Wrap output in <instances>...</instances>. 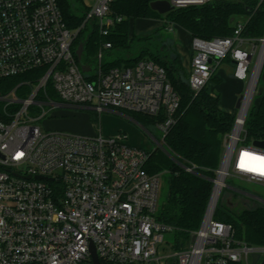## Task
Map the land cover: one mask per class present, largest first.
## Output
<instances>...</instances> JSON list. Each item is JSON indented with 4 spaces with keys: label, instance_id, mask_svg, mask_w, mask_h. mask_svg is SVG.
<instances>
[{
    "label": "built area",
    "instance_id": "built-area-1",
    "mask_svg": "<svg viewBox=\"0 0 264 264\" xmlns=\"http://www.w3.org/2000/svg\"><path fill=\"white\" fill-rule=\"evenodd\" d=\"M114 1L96 0L86 17V23L98 22L104 37L123 20L110 16ZM243 30L239 25L232 37L212 42L192 40L189 84L195 96L228 55L235 80L248 85L234 127L223 139L204 221L184 248L166 254L159 247L171 229L156 219L162 178L147 171L155 148L132 145L123 133L43 132L35 125L47 117L46 107L99 116L141 114L160 119L161 140L151 138L163 148L180 108L166 70L141 61L105 71L104 53L112 50L105 43L96 70L85 73L76 54L77 32L68 28L58 0H0V80L44 71L34 83H24L31 88L27 97L17 89L0 96V264H94L93 248L100 264H253L255 254L257 264H264V247L238 241L231 225L214 219L228 178L264 185V175L248 170L264 167V160L254 159L264 158V150L246 138L258 89L252 88L247 101L258 48L245 47L250 41L242 37ZM51 89L58 99L51 97ZM31 111L41 115L33 118ZM180 166L198 174L194 165Z\"/></svg>",
    "mask_w": 264,
    "mask_h": 264
},
{
    "label": "trees",
    "instance_id": "trees-1",
    "mask_svg": "<svg viewBox=\"0 0 264 264\" xmlns=\"http://www.w3.org/2000/svg\"><path fill=\"white\" fill-rule=\"evenodd\" d=\"M158 1L166 0H115L110 16L123 20L106 37L101 35L98 22L86 23L89 9L83 6L82 0H58V3L68 28L77 32L76 46L84 45L85 64L98 56L105 43H111V51L125 52L126 57L104 62L105 71L152 61L166 70L168 81L180 98L176 124L164 139L163 148L156 147L151 153L147 165L151 175L166 177V197L159 204L156 219L171 229L173 245L179 250L190 242L192 233L199 230L204 221L213 195L211 180L216 177L224 154L223 139L232 131L236 117L221 109V96H213L208 85L194 95L189 74L184 70L177 50L172 52L156 40V36L160 34L159 30L177 27L191 40L212 42L232 37L236 28L243 25L242 37L257 44L264 39V0H209L201 5L175 8L165 15L152 9V3ZM138 21H163L164 28L149 36H132V27ZM87 30L90 34L85 37ZM153 40L158 43L152 51L148 46ZM227 59L233 62L231 55ZM43 72L0 80V96L17 89L20 97H27L31 88L24 83H34ZM49 92L53 99H58L52 89ZM257 97V104L252 105L246 122L247 143L252 145L264 141V88ZM129 115L145 127L157 125L160 120L141 114ZM181 164L196 166L198 174L186 173ZM241 205L237 211L232 202H227L223 208L217 207L214 219L231 225L238 241L252 247H264V205L258 202L251 205L247 200Z\"/></svg>",
    "mask_w": 264,
    "mask_h": 264
},
{
    "label": "rangeland",
    "instance_id": "rangeland-1",
    "mask_svg": "<svg viewBox=\"0 0 264 264\" xmlns=\"http://www.w3.org/2000/svg\"><path fill=\"white\" fill-rule=\"evenodd\" d=\"M262 1V0H260ZM80 7V4H77ZM163 25V26H162ZM164 28L163 21H138L133 25V34L132 36L136 37H145L152 35L154 32ZM160 34L156 36V40L159 41L165 47L169 48L172 52L176 53L177 45H184L187 48L191 49V53H194L192 49V40L190 39L189 43L187 42L186 35L177 27H171L164 30H159ZM90 34V30H87L84 34L87 37ZM248 40L247 38H245ZM247 46L248 50H251L253 46H257V54L254 56L251 66V72L256 69L258 60L260 59L261 50H262V40L257 44L249 40ZM157 41H152L151 45L148 47L153 51L157 45ZM251 43V44H250ZM79 48V47H78ZM126 54L122 51H109L104 53V62L109 63L113 62L119 58H125ZM83 64L86 63V58L82 60ZM90 66L93 73L98 65L97 58H91ZM185 64V63H184ZM188 75V73H187ZM214 78L208 84V91L213 95L221 96L220 107L223 111L232 114L235 117L239 116L240 110L237 109L238 98L246 94V88L248 82L239 83L234 81L233 65L229 59L222 62V65L217 69L216 73L213 76ZM264 88V67L260 76L258 89L256 92L255 99L253 101V106L257 104L258 93L261 89ZM238 93L237 100H233V95ZM46 112L48 115L45 119L38 120L35 122V125L40 127L43 132L50 131H60L64 133H73L78 135H92L93 129L95 127L96 131L99 133L100 129L103 130L104 135H110V130L119 131L120 133L126 134L128 136L129 143H134L140 145L143 148L148 149L150 146L156 148L157 145L152 141L151 136L161 140V135L156 128V125H149L147 127L137 123L131 117L129 113L121 112L117 113H105L102 116H99L94 113H90L84 110L71 109V108H53L46 107ZM41 114L31 111V117L38 118ZM129 115V116H128ZM133 129H129V128ZM110 132L109 134H106ZM126 131V132H125ZM111 136V135H110ZM133 145V144H132ZM158 148V147H157ZM166 177H162L161 186H160V198L159 204L161 205L166 197ZM227 186L221 196L218 207L223 208L227 202H232L235 204L234 210H240L242 208L241 202L247 200L254 205L257 201L254 197L264 200V185L254 182H248L242 178L230 177L227 180ZM249 196H248V195ZM264 205V204H263ZM165 245L159 247L160 251L166 254H172L176 248L172 249L174 236L172 234L165 235ZM171 246H170V245Z\"/></svg>",
    "mask_w": 264,
    "mask_h": 264
},
{
    "label": "water",
    "instance_id": "water-1",
    "mask_svg": "<svg viewBox=\"0 0 264 264\" xmlns=\"http://www.w3.org/2000/svg\"><path fill=\"white\" fill-rule=\"evenodd\" d=\"M173 1L174 2H178L181 5L188 6V5H201V4H204L206 1H209V0H173ZM173 1L172 0H169V1L166 0V1L154 2V3H152L151 7H152V9L154 11L158 12L159 14L165 15V14L173 11L176 8V5L174 4ZM263 49H264V39L262 40V50H261V52L263 51ZM84 52H85V48H84V45L82 44V45L79 46V48L77 50V53H76L80 62H82V59H83V56H84ZM258 62H259V60H258ZM81 67H82V70L85 73L89 72V70L87 69V67L84 64H82ZM263 67H264V60H263L262 66H261L259 77H258L257 81L255 82L253 91H255L257 89V87H258ZM256 68H257V66H256ZM255 70H254V72H255ZM241 103H242V99L240 98L239 101L237 102V109L240 108ZM253 146L256 147V148L264 150V141H256V142H254ZM37 179L42 180L44 178L38 177ZM210 205H211V202H210ZM210 205H209V207H210ZM92 253H93L94 264H100L99 260L97 258V255L95 253V249L94 248L92 249ZM259 258H260V256L258 254H255L253 256V259H254V263L253 264H257Z\"/></svg>",
    "mask_w": 264,
    "mask_h": 264
},
{
    "label": "crops",
    "instance_id": "crops-1",
    "mask_svg": "<svg viewBox=\"0 0 264 264\" xmlns=\"http://www.w3.org/2000/svg\"><path fill=\"white\" fill-rule=\"evenodd\" d=\"M96 3V0H82V4H83V6L86 8V9H90V7H92L94 4ZM159 22V21H158ZM163 26V25H162ZM162 26H160L159 28L161 29V27ZM179 29V28H178ZM181 30V29H180ZM185 35H186V39H187V42L189 43V41H190V36L185 32V31H183V30H181ZM111 51V50H110ZM109 52V51H108ZM192 51H191V49L190 48H187V47H185L184 45H180V44H178L177 45V53L180 55V57H181V59H182V64H183V67H184V70L189 74L190 73V69H191V62H192V58L194 57V53H191ZM185 63V64H184ZM232 65H233V73H234V69H235V64H234V62H232ZM85 66L87 67V69L89 70V72H92V69H91V66H90V64H85ZM234 81H236V82H239V81H237V80H235V79H233ZM239 83H241V82H239ZM233 95V100H237V98H238V93H235V94H232ZM242 97V96H241ZM241 97H239L238 98V101H239V99L241 98ZM237 101V102H238ZM129 128V127H128ZM129 129H133V128H129ZM111 132V133H110ZM110 132H108L107 131V133L106 134H109L110 133V135H116V134H118V133H120L119 131H116L115 132V130H110ZM126 132V131H125ZM98 134H104L103 133V130L102 129H100V132L98 133L97 131H96V129H95V127H94V129H93V134L91 135V136H96V135H98ZM109 135V136H110ZM87 136H90V135H87ZM133 145H135V146H140V145H136V144H134V143H132ZM142 147V146H141ZM152 148V146H150L148 149H151ZM255 199L257 198V197H254ZM260 199V198H259ZM257 200V199H256ZM257 201H259V200H257ZM261 201H262V203L259 201L258 203H261V204H264V200H262L261 199Z\"/></svg>",
    "mask_w": 264,
    "mask_h": 264
},
{
    "label": "bare ground",
    "instance_id": "bare-ground-1",
    "mask_svg": "<svg viewBox=\"0 0 264 264\" xmlns=\"http://www.w3.org/2000/svg\"><path fill=\"white\" fill-rule=\"evenodd\" d=\"M263 60H264V49L263 51L261 52V55H260V59H259V62H258V65H257V68L255 70V73H254V76H253V79H252V87H251V91L249 92V95H248V100L247 101H250L251 100V93H252V88L254 87L255 85V82L257 81L258 77H259V74H260V70H261V66L263 64Z\"/></svg>",
    "mask_w": 264,
    "mask_h": 264
},
{
    "label": "snow or ice",
    "instance_id": "snow-or-ice-1",
    "mask_svg": "<svg viewBox=\"0 0 264 264\" xmlns=\"http://www.w3.org/2000/svg\"><path fill=\"white\" fill-rule=\"evenodd\" d=\"M248 154H245V156H247ZM254 159H257V160H264V158H254ZM248 170L250 171H259L261 175H264V167H261L259 169H255V168H249Z\"/></svg>",
    "mask_w": 264,
    "mask_h": 264
}]
</instances>
